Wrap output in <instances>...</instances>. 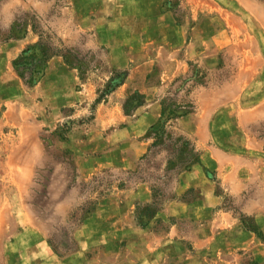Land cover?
Here are the masks:
<instances>
[{
    "label": "rangeland",
    "instance_id": "obj_1",
    "mask_svg": "<svg viewBox=\"0 0 264 264\" xmlns=\"http://www.w3.org/2000/svg\"><path fill=\"white\" fill-rule=\"evenodd\" d=\"M146 16V0H0V264H262L251 250L199 245L189 221L182 224L184 239H165L155 254L148 246V231L174 221L156 217L173 173L152 184L148 203V149L121 165L120 147L128 142H113L118 135L110 132L123 123L120 111L131 116L145 94L126 88L120 96L130 72L114 65L126 62V50L110 53L94 38L128 34ZM31 54L34 79L19 72ZM188 65L162 98L154 139L193 112L194 89L207 72ZM33 122L42 128L24 149L19 127ZM192 138L179 133L164 144L180 168L197 159ZM98 157L106 166L92 169ZM240 221L264 241L250 215Z\"/></svg>",
    "mask_w": 264,
    "mask_h": 264
},
{
    "label": "crops",
    "instance_id": "obj_2",
    "mask_svg": "<svg viewBox=\"0 0 264 264\" xmlns=\"http://www.w3.org/2000/svg\"><path fill=\"white\" fill-rule=\"evenodd\" d=\"M146 1L148 16L130 24L128 34L94 38L110 53L117 47L126 50V62L114 65L130 72L120 96L126 88L145 94L144 104L131 116L120 111L123 123L110 132L118 135L113 142H128L120 147L125 152L121 165L148 149V203L154 199L152 184L173 173L167 185L170 196L156 217L174 221L165 229L148 231V246L155 254L165 239H184L182 224L189 221L199 245L212 249L220 242L233 253L251 250L264 264V241L240 221L241 214L250 215L264 233V131L258 127L264 125V78L258 77L264 76V0ZM190 63L207 72L194 89L193 112L178 117L172 130L154 142L150 130L162 118V98L175 85V77L189 72ZM41 128L35 122L20 125L24 149L37 142ZM179 133L192 136L198 152L196 160L181 168L176 154L164 145ZM154 146L158 149L152 155ZM100 160H92L91 168L106 166Z\"/></svg>",
    "mask_w": 264,
    "mask_h": 264
},
{
    "label": "trees",
    "instance_id": "obj_3",
    "mask_svg": "<svg viewBox=\"0 0 264 264\" xmlns=\"http://www.w3.org/2000/svg\"><path fill=\"white\" fill-rule=\"evenodd\" d=\"M32 60H33V55L31 54L28 57L25 56L24 59L19 63L20 74L23 76H27L29 79H34L36 75V71H35L36 61L33 62Z\"/></svg>",
    "mask_w": 264,
    "mask_h": 264
}]
</instances>
